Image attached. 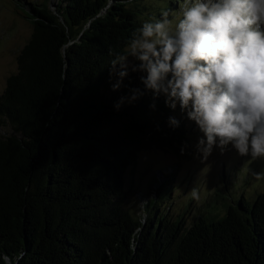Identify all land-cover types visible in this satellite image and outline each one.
<instances>
[{"label": "trees", "instance_id": "16d2710c", "mask_svg": "<svg viewBox=\"0 0 264 264\" xmlns=\"http://www.w3.org/2000/svg\"><path fill=\"white\" fill-rule=\"evenodd\" d=\"M18 1L32 31L0 93V264H264L260 190L197 207L209 197L189 217L187 204L162 205L166 172L139 215L125 207L124 172L139 152L188 156L194 144L178 104L144 89L146 73L113 90L109 62L180 0ZM133 88L143 94L117 110Z\"/></svg>", "mask_w": 264, "mask_h": 264}, {"label": "clouds", "instance_id": "9594fccd", "mask_svg": "<svg viewBox=\"0 0 264 264\" xmlns=\"http://www.w3.org/2000/svg\"><path fill=\"white\" fill-rule=\"evenodd\" d=\"M109 66L117 77L113 90L130 72H142L145 90L163 94L173 109L178 103L203 133L197 143L203 160L230 144L241 156L264 159V0H180L178 11L161 8ZM130 91L117 110L143 94ZM190 196L199 200V190L193 187Z\"/></svg>", "mask_w": 264, "mask_h": 264}, {"label": "rangeland", "instance_id": "374dc122", "mask_svg": "<svg viewBox=\"0 0 264 264\" xmlns=\"http://www.w3.org/2000/svg\"><path fill=\"white\" fill-rule=\"evenodd\" d=\"M35 1L46 2V0ZM17 2L19 1L0 0V93L3 91L6 78L16 72V57L32 31L29 20L21 14H24L25 8ZM155 2L154 5H158L159 2L163 3V0H155ZM48 3L50 7H53L56 0H48ZM146 4L149 5V3ZM178 8L171 9L178 11ZM177 111V114L190 127L189 132L194 148L188 156L175 155L169 151L157 149L139 152L135 164L128 166L124 172L126 208L133 211L135 209V214L139 215L144 198L154 195L153 190L161 184L162 175L166 172H170L173 178L170 197L165 199L162 205L170 203L171 209L176 211L187 204L191 207L189 217L194 215L195 206L209 197H211L210 201H206L202 206L199 204L197 207L203 211L212 210L218 204L227 207L242 193H248L246 195L248 197L253 195L252 198L246 197V200H249L257 195H254L255 192L259 190L264 192L262 191L264 177L258 179L254 176V173H264V159L253 160L250 155L241 156L230 144L223 153L218 147H214L207 160H203L202 153L197 150L198 140L203 133L195 121L188 118L187 112L181 110L179 104ZM223 175L224 178H222ZM225 185H229V189L225 188ZM193 187L200 192L199 200H194L190 196V190ZM219 190L221 191L218 192ZM214 191L217 192L213 194Z\"/></svg>", "mask_w": 264, "mask_h": 264}]
</instances>
